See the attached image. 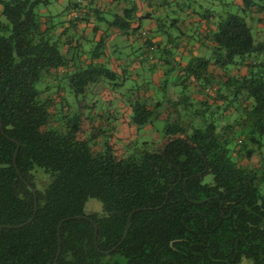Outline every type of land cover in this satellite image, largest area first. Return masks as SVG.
<instances>
[{
    "label": "trees",
    "instance_id": "16d2710c",
    "mask_svg": "<svg viewBox=\"0 0 264 264\" xmlns=\"http://www.w3.org/2000/svg\"><path fill=\"white\" fill-rule=\"evenodd\" d=\"M257 1L240 0V10L260 9ZM49 2L0 0V225L32 216L24 225L0 227V264H52L58 247L56 264H99L115 252L124 263L108 264H237L241 258L264 264V172L240 163L264 145V40L253 41L238 12L218 15L205 35L209 54L170 68L164 95L129 88L132 130H153L163 121L155 137L131 145L128 138L112 140L113 128L98 123L107 118L82 117L61 96H43L35 87L41 76L67 67L54 24L44 27L37 11ZM84 9L64 7L73 12L70 25L87 19ZM134 10L114 15L109 25L121 32L138 27ZM198 13L206 21L213 16L208 8ZM141 32L144 50L156 51L152 35ZM100 54L62 72L75 95L126 80L93 61ZM167 84L175 95H166ZM222 112L237 118L221 125ZM36 168L48 174L46 185L35 180ZM89 198L100 202V211L85 209ZM136 208L144 209L129 216Z\"/></svg>",
    "mask_w": 264,
    "mask_h": 264
},
{
    "label": "crops",
    "instance_id": "0c3cea01",
    "mask_svg": "<svg viewBox=\"0 0 264 264\" xmlns=\"http://www.w3.org/2000/svg\"><path fill=\"white\" fill-rule=\"evenodd\" d=\"M192 1L193 0H52V2L49 3H51V7L55 10L54 16L49 10H46V13L42 12L43 16L41 19L45 27L54 24L52 22L53 17H62L58 23L54 25L52 34L57 37V39H60V52L67 59V67L58 69V71L51 70L49 74L45 75L44 79L45 82L47 81V86L50 85V88L54 86L57 92L62 91L63 87L57 85L52 78H55L57 75H62V72L72 71L79 66L87 64L90 62L92 54L102 50L103 54H100L98 57L94 56L93 61L107 64L108 67L116 72L117 77L120 79L122 74H125L126 80L127 75L132 76L134 74V79L137 78L138 73L135 68H144V70L140 71L141 74L148 70L152 80V85L145 83L143 85L141 83L147 91V94L157 97L164 95V93L161 94L162 84L165 81H171L174 76V72L169 71L170 68L185 64L191 56H207L209 54V45L205 35L208 30L214 28V23L218 18L217 16L224 14L223 12L215 10L213 11V16L206 21L198 13V11L202 9L198 4L204 5V0L193 1V6L191 7ZM69 2L78 3L81 6L83 5L85 9L81 12V15H84L87 19L75 21L74 25H70L67 20L71 18L73 12L64 10V7ZM230 3L234 4L238 9L241 7L240 0H231ZM134 5V15L138 19V24H136L139 26L142 20L146 21L147 26L143 29L152 35V40L157 47L155 52L157 53L156 58L162 61L161 64L152 66L150 64L146 65V62H141L142 59L141 57H137V54L129 56L125 53V56H123L124 58L121 59V47H117L115 44H109L111 39L113 40L115 36L124 37L127 33L124 31L121 32L109 25V21L114 15H120L126 8ZM171 6L173 14L168 10L169 13H165L164 15V10L170 9ZM255 11H259V8L254 7L249 11L250 18L253 21L255 20ZM107 17L111 19L108 20ZM160 20H164V23H160L159 26H161V30L159 32V29H156L155 25L157 26V22ZM255 22L257 28L264 29V14H262L261 17H257ZM102 23L107 25L108 30H103L104 27L102 28ZM168 26L177 27L178 35L172 37L167 31ZM161 31L163 34L165 33L164 36L161 34ZM73 37H75V41L72 40ZM173 39H175L174 42L172 41ZM92 40L95 41V45H90L91 49L84 46V42L88 44L89 41L91 42ZM73 43H75L74 47L71 46ZM127 43V46H130L131 53L138 52L144 47L138 41H136V45L133 47H131L132 41H128ZM65 44H67V46H64ZM81 44H83V46ZM129 66L131 69H128ZM234 72H236L235 69L229 71L230 74ZM239 72L240 74L244 73V70L242 69ZM50 80L52 81L50 82ZM125 81H123L122 85H119L121 88ZM47 86L45 88L48 89ZM117 87L118 86H116V88L115 86L113 88H107L103 87L101 83H97L87 90V92L91 91L97 93L101 91V93H103L110 89L111 91L113 90L112 93L115 94L118 90ZM140 90L142 91V89ZM176 91V87L170 86L166 88V95H173ZM51 96L54 95L51 94ZM111 98L112 99L107 103V112L109 115L106 118L107 120L113 118L117 121V124L114 125L112 129V140L114 138L127 140V138L133 135V130L131 126L128 125L129 101L133 100V94L122 95L118 93L111 96ZM171 110H174V108L171 107ZM95 121H100V119L96 117ZM153 136L155 137L156 133ZM262 150L263 149L260 150L261 152H257L259 155L253 153L248 160H245L248 164L243 166H253L254 156H256V160L260 159L264 162V157L261 155Z\"/></svg>",
    "mask_w": 264,
    "mask_h": 264
},
{
    "label": "rangeland",
    "instance_id": "374dc122",
    "mask_svg": "<svg viewBox=\"0 0 264 264\" xmlns=\"http://www.w3.org/2000/svg\"><path fill=\"white\" fill-rule=\"evenodd\" d=\"M231 0H204V6L202 8H208L212 11H220V12H223L225 14V12H238L245 20L246 24L249 26L250 28V32H251V35H252V38H253V41H261V40H264V29L263 28H257V25H256V18L257 17H261L262 14H264V0H258L257 3L259 5H261L259 11H255L254 12V15H255V20L253 21L251 18H250V13L248 11H245V12H242L240 9H238L234 4H231L230 3ZM50 2H52V0H50ZM51 3L47 4V5H42L40 4L37 8V11L40 12L42 14V12L46 13V10H49L53 16L55 14V10L53 9V7H51L50 5ZM171 11L172 13V6L170 7V9H165L164 10V15L165 13H169L168 12ZM173 14V13H172ZM176 14V13H175ZM179 17H180V14H179ZM62 17L61 16H55L53 17V20L52 22L55 24L58 23V21L61 19ZM0 19L1 20H5L4 17L0 14ZM108 20H110L111 18H108ZM182 19V18H181ZM160 23H164V20H160L159 22H157V26L155 25V28L156 29H159V32L161 30V26ZM103 30H108L107 28V25L105 23H102L101 24ZM146 21H141L139 23V26L138 27H135V28H131V29H128V32L125 34L124 37H120V36H115L114 39L112 40L111 39V42H109L110 45L112 44H115L117 47H121V56L123 59L125 56V53L127 55H133V54H137V57H141L142 59V63H145L146 65L150 64V65H155L154 63V60L157 56V53H155L156 51H145L144 50V47L143 49H140L138 52H132L131 53V49H130V46H127V42L128 41H132V45L131 47L135 46L136 45V41L141 42V39L140 38H137L138 35L140 34L139 32L141 31H146L144 30L143 28H146ZM167 26V25H166ZM167 31L171 34L172 37H175L176 35H178V30H177V27H173V26H168L167 28ZM148 32L146 31V34ZM149 34V33H148ZM161 34H163V32L161 31ZM165 35V33L163 34V36ZM54 39H57V37L53 36ZM59 40L58 43H60V39H57ZM73 41H75V37H73L72 39ZM173 42L175 41V39L172 40ZM95 41H89V43H85L84 42V46H87V48L91 49V46L90 45H95L94 43ZM74 44H71L72 47H74ZM83 46V44H81ZM64 46H67V44H65ZM59 47H60V50H61V45L59 44ZM72 51V49H71ZM145 51V52H144ZM147 55V56H146ZM150 55V56H149ZM146 56V57H145ZM144 57H145V60H144ZM143 64V65H145ZM128 69H131L130 66ZM135 70L137 71L138 73V76L137 78L134 79V74L132 76L130 75H127V80L124 82V85L122 86H118L117 87V92L115 94H122V95H130L131 94V91H128L129 88L132 86V85H141V83L144 85L145 84H148V85H152V80L150 78V74H149V71L146 70V72H143L141 74V70H144V68H135ZM58 71V70H57ZM44 76H41L39 80H37L35 82V87L38 89V90H43V96L44 95H47V94H52V95H58V96H61L62 98H64V101L65 103L67 104V108L71 110V112H77L78 110L81 111V116L82 117H86V116H95L94 118L96 119V117H102L103 119H105L109 114L107 112V103L111 98V96H114L115 94L112 93V91L110 89L107 90V92H103L101 93V91H98L97 93L96 92H84L82 94H78V95H75L71 89L68 87V83H67V80L62 76V75H57L55 78H52L53 81L55 80L56 84L59 85L60 87H63V90L60 91V92H57L56 88H54V86H52L50 88V85L47 86V81L45 82V79H44ZM133 79V80H131ZM169 79V77H168ZM52 80H50L51 82ZM170 82V81H169ZM101 84L103 85V87H107L109 88V85H107L106 83H102ZM48 87V89H45V87ZM171 85L167 84V88H169ZM113 88V86H112ZM116 88V86H115ZM115 90V89H114ZM111 91V92H110ZM163 94V92L161 93ZM160 94V95H161ZM55 99V98H54ZM84 103H92L93 105L90 107V108H82V105ZM86 110V111H85ZM90 111V113H88ZM219 112V111H218ZM222 117L220 118V121H219V124H223L225 121H228V122H232L233 120V117H235V119L237 118V115L233 116L231 115V117L227 118V119H224V113L222 112ZM102 128H113L114 125L117 124V121L114 120L113 118H111L110 120H105V124L103 125L102 123L98 122ZM153 130L152 129H140V130H133V135L132 137L128 138V140L126 142H131V145L132 144H136V143H139L141 140L143 139H146V140H150L151 138H153L154 136V133H159L160 130H161V127L163 126V121L162 120H156L154 122V125H153ZM241 127L239 126L238 129H240ZM147 130V131H145ZM159 130V131H158ZM86 133H88V130L86 129L85 130ZM84 135V134H83ZM101 135L103 137H105V135L103 133H101ZM239 135V132L237 130H232L231 133H230V136L232 137H236ZM122 144V143H121ZM123 145H114L113 148L114 149H117V150H123L122 147ZM95 148H97V146H95ZM94 148V149H95ZM262 150V154L263 157H264V145L262 148L260 149H256L254 151V154H258L257 152H261L260 150ZM256 156H254L253 158V166L255 168H257L258 171H263L264 172V162L263 160H256L255 159ZM246 159L242 158L240 160V163L242 165H245V164H248L246 163L245 161ZM253 166H248V167H253ZM34 177H35V180L36 179H41L43 178V181L41 182V184L44 186L46 185V183L48 182L49 180V176L48 174H46L43 170L39 169V168H36L34 169V171H32ZM261 188L264 190V182L261 184ZM85 209L87 210H92V211H100L101 209V204L98 200L94 199V198H89L86 200L85 202ZM124 257L115 252V253H112L109 257H104L102 262L99 263V264H108V263H124ZM237 264H251V261L249 259H246V258H241V260L239 261V263Z\"/></svg>",
    "mask_w": 264,
    "mask_h": 264
},
{
    "label": "water",
    "instance_id": "95a60500",
    "mask_svg": "<svg viewBox=\"0 0 264 264\" xmlns=\"http://www.w3.org/2000/svg\"><path fill=\"white\" fill-rule=\"evenodd\" d=\"M0 130H1V124H0ZM1 131H2V130H1ZM17 147H18V143L15 142V150H14V153H13V155H12V164H13L14 167H15L14 157H15V153H16ZM15 169H16V167H15ZM141 209H144V208H136V209L132 210V211L129 213V216H130L131 214H133L134 212H136V211H138V210H141ZM129 216H128V217H129ZM31 219H32V216H31L28 220H26L25 222H23L22 224L12 225V226H10V225H0V227H7V228L18 227V226H21V225H24V224L28 223ZM127 221H128V218H127ZM127 223H128V222H126L125 231H124V233H123V235H122V237H121V240L125 237L126 230H127ZM58 226H59V224H58ZM58 226H57V227H58ZM57 232H58V230H57ZM121 240H120V241H121ZM120 241H119V242H120ZM119 242H118V244H119ZM115 247H116V246H114L113 248H111L110 250H108V251H106V252H104V253H108V252H110L111 250L115 249ZM58 251H59V247L57 248L56 256H55V258H54L52 264H56V258H57V255H58Z\"/></svg>",
    "mask_w": 264,
    "mask_h": 264
},
{
    "label": "built area",
    "instance_id": "2783aa9c",
    "mask_svg": "<svg viewBox=\"0 0 264 264\" xmlns=\"http://www.w3.org/2000/svg\"><path fill=\"white\" fill-rule=\"evenodd\" d=\"M141 34H144V31H142Z\"/></svg>",
    "mask_w": 264,
    "mask_h": 264
}]
</instances>
